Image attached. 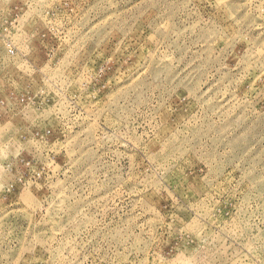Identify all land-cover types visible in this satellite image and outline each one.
<instances>
[{
	"label": "rangeland",
	"instance_id": "1",
	"mask_svg": "<svg viewBox=\"0 0 264 264\" xmlns=\"http://www.w3.org/2000/svg\"><path fill=\"white\" fill-rule=\"evenodd\" d=\"M0 264H264V0H0Z\"/></svg>",
	"mask_w": 264,
	"mask_h": 264
}]
</instances>
